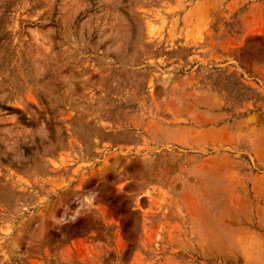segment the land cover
Listing matches in <instances>:
<instances>
[{"label": "rangeland", "instance_id": "obj_1", "mask_svg": "<svg viewBox=\"0 0 264 264\" xmlns=\"http://www.w3.org/2000/svg\"><path fill=\"white\" fill-rule=\"evenodd\" d=\"M0 264H264V0H0Z\"/></svg>", "mask_w": 264, "mask_h": 264}, {"label": "bare ground", "instance_id": "obj_2", "mask_svg": "<svg viewBox=\"0 0 264 264\" xmlns=\"http://www.w3.org/2000/svg\"><path fill=\"white\" fill-rule=\"evenodd\" d=\"M207 6H209V5H207ZM194 7V6H193ZM196 7V6H195ZM210 8H212V7H210Z\"/></svg>", "mask_w": 264, "mask_h": 264}]
</instances>
